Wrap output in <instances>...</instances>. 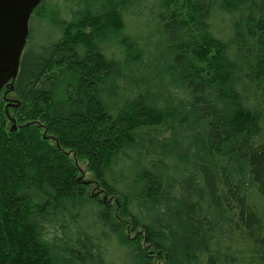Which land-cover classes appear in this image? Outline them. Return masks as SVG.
Instances as JSON below:
<instances>
[{
	"label": "trees",
	"instance_id": "obj_1",
	"mask_svg": "<svg viewBox=\"0 0 264 264\" xmlns=\"http://www.w3.org/2000/svg\"><path fill=\"white\" fill-rule=\"evenodd\" d=\"M4 90L0 264H264V0H40Z\"/></svg>",
	"mask_w": 264,
	"mask_h": 264
},
{
	"label": "water",
	"instance_id": "obj_2",
	"mask_svg": "<svg viewBox=\"0 0 264 264\" xmlns=\"http://www.w3.org/2000/svg\"><path fill=\"white\" fill-rule=\"evenodd\" d=\"M40 0H0V90L12 88L28 33V18Z\"/></svg>",
	"mask_w": 264,
	"mask_h": 264
},
{
	"label": "rangeland",
	"instance_id": "obj_3",
	"mask_svg": "<svg viewBox=\"0 0 264 264\" xmlns=\"http://www.w3.org/2000/svg\"><path fill=\"white\" fill-rule=\"evenodd\" d=\"M5 94H6V92L3 93V97L5 96ZM13 104H14V103H13ZM9 105H12V103H11V102H8V103H7V106H9ZM5 109H6V107H5ZM6 112H7V109H6ZM14 127L16 128V125H14ZM88 174H89V172L86 171V177L89 178V179H91V177L88 176Z\"/></svg>",
	"mask_w": 264,
	"mask_h": 264
},
{
	"label": "flooded vegetation",
	"instance_id": "obj_4",
	"mask_svg": "<svg viewBox=\"0 0 264 264\" xmlns=\"http://www.w3.org/2000/svg\"><path fill=\"white\" fill-rule=\"evenodd\" d=\"M2 88H4L5 90L4 91H6L7 90V87H6V85H4ZM2 88H1V90H2ZM1 90H0V92H1ZM4 91H3V93H4ZM3 95V94H2Z\"/></svg>",
	"mask_w": 264,
	"mask_h": 264
}]
</instances>
